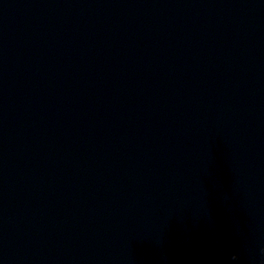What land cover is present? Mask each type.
<instances>
[{
    "label": "clouds",
    "instance_id": "obj_1",
    "mask_svg": "<svg viewBox=\"0 0 264 264\" xmlns=\"http://www.w3.org/2000/svg\"><path fill=\"white\" fill-rule=\"evenodd\" d=\"M238 259H239L238 255L234 254V255L232 256V260L236 261V260H238ZM260 264H264V248L261 249V259H260Z\"/></svg>",
    "mask_w": 264,
    "mask_h": 264
}]
</instances>
